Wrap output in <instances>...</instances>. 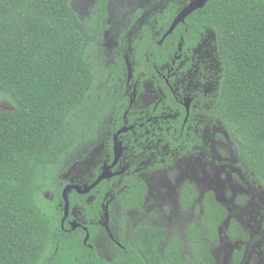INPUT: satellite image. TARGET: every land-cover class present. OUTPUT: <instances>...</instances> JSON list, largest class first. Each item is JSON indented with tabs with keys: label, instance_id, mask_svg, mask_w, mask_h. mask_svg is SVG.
<instances>
[{
	"label": "flooded vegetation",
	"instance_id": "1",
	"mask_svg": "<svg viewBox=\"0 0 264 264\" xmlns=\"http://www.w3.org/2000/svg\"><path fill=\"white\" fill-rule=\"evenodd\" d=\"M192 1L71 2L95 24L91 54L107 98L86 136L51 171L56 179L45 196L59 209V231L87 264L264 258L253 241L264 236V186L216 110L225 61L214 26L201 18L211 0L169 32ZM215 203L224 212L216 232Z\"/></svg>",
	"mask_w": 264,
	"mask_h": 264
},
{
	"label": "trees",
	"instance_id": "2",
	"mask_svg": "<svg viewBox=\"0 0 264 264\" xmlns=\"http://www.w3.org/2000/svg\"><path fill=\"white\" fill-rule=\"evenodd\" d=\"M71 2L0 0V264H87L45 196L107 98L95 24ZM204 11L225 61L217 113L264 186V0H211ZM223 217L215 203L214 232Z\"/></svg>",
	"mask_w": 264,
	"mask_h": 264
},
{
	"label": "water",
	"instance_id": "3",
	"mask_svg": "<svg viewBox=\"0 0 264 264\" xmlns=\"http://www.w3.org/2000/svg\"><path fill=\"white\" fill-rule=\"evenodd\" d=\"M208 2V0H194L192 1L186 8H184L174 19L172 26L169 30L171 32L180 22H183L185 18L192 13L194 10L203 8L205 4ZM66 188L63 192L64 198L67 200V206H68V194H67Z\"/></svg>",
	"mask_w": 264,
	"mask_h": 264
},
{
	"label": "rangeland",
	"instance_id": "4",
	"mask_svg": "<svg viewBox=\"0 0 264 264\" xmlns=\"http://www.w3.org/2000/svg\"><path fill=\"white\" fill-rule=\"evenodd\" d=\"M9 106H8V104H6V103H4V102H2V101H0V110H4V109H6V108H8ZM247 180L248 181H250V182H252L250 179H248L247 178ZM229 193H227V195H228ZM263 195H264V191H263V194H261V196L263 197ZM262 204V203H261ZM262 205H264V204H262ZM261 214V213H260ZM259 214V215H260ZM233 217H234V219H235V216H236V214H235V212H233V215H232ZM248 220H250V221H248ZM247 221H248V224L249 223H251V224H254L252 221V218H250V219H247ZM255 225V224H254ZM253 229H254V227H253ZM252 230V229H251ZM247 238V237H246ZM248 238H249V235H248ZM254 242H256L255 244L257 245V243H259V244H261L262 245V249H264V236H255V239L253 240ZM262 252H263V250H261ZM250 252H251V254H252V249H250ZM255 258L254 259H250L249 261H250V264H256V254H255V256H254ZM258 260H259V257H258ZM263 261H264V258H263V260H262V263L261 264H263Z\"/></svg>",
	"mask_w": 264,
	"mask_h": 264
}]
</instances>
